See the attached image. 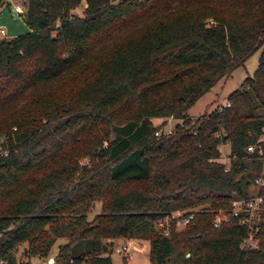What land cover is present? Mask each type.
Wrapping results in <instances>:
<instances>
[{
    "label": "trees",
    "instance_id": "1",
    "mask_svg": "<svg viewBox=\"0 0 264 264\" xmlns=\"http://www.w3.org/2000/svg\"><path fill=\"white\" fill-rule=\"evenodd\" d=\"M21 5L27 31L0 39V262L25 244L48 264H110L107 241L134 239L149 264H264V199L248 224L229 212L263 176L245 148L264 132V0ZM258 48L228 107L189 118ZM176 211L192 219L163 235L155 222Z\"/></svg>",
    "mask_w": 264,
    "mask_h": 264
},
{
    "label": "rangeland",
    "instance_id": "2",
    "mask_svg": "<svg viewBox=\"0 0 264 264\" xmlns=\"http://www.w3.org/2000/svg\"><path fill=\"white\" fill-rule=\"evenodd\" d=\"M17 2L20 6L21 1L23 0H13ZM83 7V3L80 4V6L76 9L75 13L77 15H81V9ZM2 9H4V12L0 14V23L2 22V25L0 27H9L10 30L12 29L13 34L20 35L27 31V27L24 24L21 16L14 14L9 6H2ZM8 37V36H6ZM260 49H256L243 63L242 66H239L235 69H233L229 75H227L225 78L219 80L216 82L207 92H205L202 96H200L194 103L191 105L187 110V115L192 120L200 117L201 115L211 111L216 105L221 104L226 96L232 92L233 90L237 89L242 81L248 77L251 76L252 72L254 71L257 59L259 55ZM161 122V119H154V124H159ZM177 122V121H176ZM174 120L172 119H166L165 124L161 127V130H171L173 128ZM2 138H0V141ZM264 148V144H262ZM221 153L219 157V161L224 162L225 164H228V160L225 159V156L227 155V145H223L220 147ZM223 156V157H221ZM261 173L263 174L262 177H264V155L262 157V169ZM253 174V172H251ZM255 190L254 185L252 184L250 191L253 193ZM98 211V204L95 205L94 209L87 215V219H91V217L96 214ZM177 228V227H176ZM128 240H134V239H113L109 240L107 242H110V249L108 252V256L110 258V264H149L148 260V243L134 240L139 244V251H130L128 255H124L123 252L117 253V248L122 247L125 245V242ZM251 242V239L247 240ZM63 241L61 239H58L54 245L50 249L49 257H52L56 252V247L59 243H62ZM25 247V244H21L17 247L16 253L13 256V262L12 264H48L47 259H37V258H27L23 254V248Z\"/></svg>",
    "mask_w": 264,
    "mask_h": 264
},
{
    "label": "built area",
    "instance_id": "3",
    "mask_svg": "<svg viewBox=\"0 0 264 264\" xmlns=\"http://www.w3.org/2000/svg\"><path fill=\"white\" fill-rule=\"evenodd\" d=\"M2 6H9L14 14H17L19 16L23 13V8L20 6L17 2L13 0H3ZM5 28L0 27V39H7ZM228 107V103L224 100L221 104L216 105L214 109L219 112L221 109ZM172 130V129H171ZM171 130L164 131V134L167 135L171 133ZM158 132L155 133L157 135ZM264 144V132L258 139V144L255 146H247L245 150L248 153H252L255 149L257 150V154L260 157H263L264 155V148L262 146ZM222 146V145H221ZM218 148L219 156L218 161L221 153L220 147ZM223 157V156H221ZM225 159L228 160L227 155L225 156ZM227 170V164L224 168V171ZM253 185L255 187V190L253 193H251L247 198H236L232 199L229 202V212L232 216L237 217V220L241 224H248L249 221L252 218H257L259 216V212L263 203L264 199V177L259 176L255 177L253 180ZM193 214L188 212L186 214L182 212H172L169 215H166L162 219H158L155 222L156 228L160 229L163 233V235H167V228L170 222L173 224L174 227H183L188 224V222L192 219ZM227 217L223 215L222 211H217L215 213L214 219L212 221L213 227H218L221 222L226 221ZM251 238V235L249 234L247 240ZM139 244L134 240H128L125 242V245L120 248H117L116 252L120 253L123 252V254L126 256L130 253V251H139ZM128 253V254H127ZM130 256V255H128ZM2 264V262H0Z\"/></svg>",
    "mask_w": 264,
    "mask_h": 264
},
{
    "label": "crops",
    "instance_id": "4",
    "mask_svg": "<svg viewBox=\"0 0 264 264\" xmlns=\"http://www.w3.org/2000/svg\"><path fill=\"white\" fill-rule=\"evenodd\" d=\"M2 12H4V9H2V6L0 7V14L2 13ZM2 19H0V21H1ZM2 25V22L0 23V26ZM5 28V27H4ZM5 33H6V36H8V38H11V37H13V36H15V34H13V32H12V29L10 30V28L9 27H6L5 28Z\"/></svg>",
    "mask_w": 264,
    "mask_h": 264
}]
</instances>
